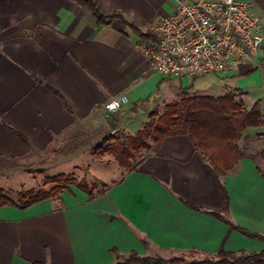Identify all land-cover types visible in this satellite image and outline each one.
<instances>
[{
    "label": "crops",
    "instance_id": "1",
    "mask_svg": "<svg viewBox=\"0 0 264 264\" xmlns=\"http://www.w3.org/2000/svg\"><path fill=\"white\" fill-rule=\"evenodd\" d=\"M94 1L103 16L120 17L97 24L70 0H0V162L67 142L121 93L129 99L120 109L128 111L120 118L126 136L143 128L142 104L157 100L165 85L176 98L232 94L246 109L260 100L264 111V42L261 66L169 77L151 71L132 28L149 31L179 0ZM252 1L264 22V0ZM150 143L134 170H122L94 197L63 192L27 208L0 207V264H115L132 252L204 258L264 247L211 214L221 210V191L188 135ZM238 145L239 162L219 174L229 198L221 215L264 235V126L246 128Z\"/></svg>",
    "mask_w": 264,
    "mask_h": 264
},
{
    "label": "trees",
    "instance_id": "2",
    "mask_svg": "<svg viewBox=\"0 0 264 264\" xmlns=\"http://www.w3.org/2000/svg\"><path fill=\"white\" fill-rule=\"evenodd\" d=\"M89 9L96 17L97 24H109L114 18L120 17L118 13L103 16L97 9L94 0H70ZM123 21V20H122ZM124 22V21H123ZM140 39L150 37L149 31L141 32L132 28ZM264 126V111L261 101L256 100L250 109H246L232 94L218 97L183 95L177 104L167 106L161 114L153 112L143 128L135 135L113 138L112 143L99 144L96 150L100 153L109 152L120 166L128 171L134 170L138 164H132L140 149L151 147L149 140L157 147L162 139L169 135L186 134L190 138L194 150L206 157L209 168L217 178L222 195L221 210L211 212L214 216L230 225L234 230L246 237L260 240L264 243V235L250 232L247 229L225 220L221 213L229 207V198L224 186L219 182V174L232 169L240 160L241 150L238 141L242 132L248 127ZM53 148V147H51ZM50 148V149H51ZM58 177L46 180V183H57ZM75 187L86 193L90 198L101 191L94 192L86 183L74 182ZM63 186L56 185L48 191H30L19 193L17 200L8 198L0 188V207L12 205L27 208L39 201L58 197ZM190 204V203H189ZM195 209H200L190 204ZM264 264V247L258 251L235 253L220 251L216 257H205L201 260L184 262L176 258H162L141 256L136 252L130 253L123 261L115 264ZM37 264V263H35Z\"/></svg>",
    "mask_w": 264,
    "mask_h": 264
},
{
    "label": "built area",
    "instance_id": "3",
    "mask_svg": "<svg viewBox=\"0 0 264 264\" xmlns=\"http://www.w3.org/2000/svg\"><path fill=\"white\" fill-rule=\"evenodd\" d=\"M136 47L151 71L172 77H199L261 66L264 22L252 0H179L169 15L149 30ZM129 101L121 93L104 104L105 115Z\"/></svg>",
    "mask_w": 264,
    "mask_h": 264
},
{
    "label": "rangeland",
    "instance_id": "4",
    "mask_svg": "<svg viewBox=\"0 0 264 264\" xmlns=\"http://www.w3.org/2000/svg\"><path fill=\"white\" fill-rule=\"evenodd\" d=\"M165 86L162 92H158L157 100L153 99L142 104L144 113L139 114V118L143 119L142 115L145 117L148 114L149 119L151 113L161 114L168 105L171 106L180 101L181 95L176 98V95L170 91L171 89L168 90ZM127 112V109H122L109 116H106L105 113L94 114L82 126L85 128L84 131H89V134L79 131L78 127V131L76 130L67 142L63 141L62 144L56 145L44 153L17 161L6 163L1 161L0 167L6 168L7 173L0 175V188L12 200H17L19 193L48 191L56 185L63 186L61 194L63 192L76 193L80 190L75 187L74 182L86 183L94 192L103 191L108 187L106 183L110 179L119 177L121 171L127 169L120 166L109 152L100 153L96 148L105 141L106 145L112 143L113 138L126 136L127 132L120 125L122 122L120 118L127 117ZM139 157L138 153L130 162L136 164ZM51 161L57 162L47 167ZM76 166L79 168L75 169ZM52 177L59 178L57 183H46V180ZM256 242L260 241L256 240ZM125 258H120L119 261H123ZM173 258L181 259L184 262L203 259L192 256L184 258L173 256ZM178 263L176 261L173 264Z\"/></svg>",
    "mask_w": 264,
    "mask_h": 264
}]
</instances>
